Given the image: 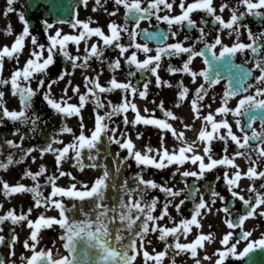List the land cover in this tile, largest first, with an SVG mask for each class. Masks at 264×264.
Wrapping results in <instances>:
<instances>
[{
  "label": "snow or ice",
  "instance_id": "obj_1",
  "mask_svg": "<svg viewBox=\"0 0 264 264\" xmlns=\"http://www.w3.org/2000/svg\"><path fill=\"white\" fill-rule=\"evenodd\" d=\"M16 0H7V10L5 15L14 12L13 7ZM84 6H87L88 0H81ZM106 2V0H105ZM177 0H147L145 6V0H114V4L117 6L114 11L110 12V16H115L119 12V6H123L125 9V23L123 25L118 24L115 21H111L108 25L109 33L106 34L104 30L97 26L91 27V20L82 21L76 19L72 23L73 28L82 27V31L77 35L63 34L60 30H57L55 34L48 35L47 39L50 42L47 46L45 44H39L38 39L35 35H31L29 21L25 19L24 14L21 12L19 19L23 22L25 27L22 32L17 36L11 46L4 45L0 47V86L11 85V92L13 96H19L20 109L10 110L5 100V91L0 90V124L3 123V119L7 118L14 122L21 124L31 125V131L35 133L38 130V122L41 117L33 111V100L37 97L40 89L46 88L47 90L43 93V98L53 110L58 114H62L66 117L77 116L79 117V127L81 129L80 134L74 136V140L71 143L66 144L62 148H54L53 145L56 143L63 144V140H57L56 137L51 138V142L46 146L40 147L39 151L41 156L46 153L56 154V164L59 167L62 162L68 158L70 150L75 152L76 165L80 171H83L85 167L96 168L99 167L97 163L85 165L83 162V150L96 149L99 151L97 145L101 142L102 136L107 134V139L119 145L121 148L128 151V155L123 158V161L117 160V164L126 162L128 159H134L139 165L152 166L157 169H163L169 165H184L187 161H191L192 164H197L199 171H184L182 176L198 177L203 178L206 172L212 171L218 166H229L236 168L237 170L230 177L228 172L224 173V179L229 187L231 196L242 202V205L247 209L246 211H237L234 207L230 208L227 204L222 208H217L216 212L225 213L224 222L230 229L221 238L222 248L217 249L214 255L218 256L215 264H225V261L230 257H237L242 259L249 256L256 249L264 250V235L260 239L251 240L250 237L253 235L252 230H245V222L249 218H255L257 216L264 217V184L260 185L258 189L253 183L249 188V193L254 194L249 198H246L242 191H237L240 188V181L243 177H247L253 181L256 179H264V171H258L259 161L252 159V153L255 152L260 160H264V32L256 33L253 32L249 25H246L242 21V17L246 14H251L254 17H259L261 22L264 23V0H239V4L243 5L246 12H240L239 7H233L231 9L230 19L225 20L222 15L217 14V8L214 6L213 0H179V8L181 9L180 14L172 15L165 14L160 15L159 13L163 9L172 10ZM95 4L98 7L102 6V0H95ZM163 6V9L162 7ZM94 8L93 10H98ZM229 8L227 3L221 5L219 11H223ZM105 11L107 9L105 8ZM196 11H204L213 17V22L219 26L218 34L213 38L211 42L207 40V34L205 33L204 27H200L196 20L192 18V13ZM155 17L157 21L166 22L168 25L167 32L156 31L148 32L147 29L140 28V22L148 19L151 20ZM61 23L63 21H60ZM129 22L134 24V28L130 30ZM47 29L54 27L53 24L49 23L48 20H44ZM207 23V21H202ZM179 26L180 30L185 27L191 29H198L200 35L196 40V43H203L202 49H197L195 45L185 46L184 41H187L189 37L185 35L184 41H177L174 43H165L168 40L169 35L177 37L179 31L173 30V26ZM247 30V37L249 43L243 42L240 37L242 35L241 29ZM139 29V31H137ZM225 29L229 30L228 35L231 36L233 33L236 35V42L231 46L224 43L220 32ZM13 31L12 26L9 25L5 34H11ZM122 33H127L129 37V43L125 45L121 43ZM143 35L147 41L156 40L158 46L155 49V55H149L154 50L149 47V43H138L136 38ZM31 36V43L34 47L30 50L29 58L26 60L22 68H16L8 78L3 77V69L5 58L19 60V55L23 52L25 47L26 37ZM92 36L99 37L104 47L99 46L97 43L91 44L85 48V55H72L68 50V45L73 42L77 48L81 41ZM219 46V51L217 47ZM114 47L119 50V55L111 61V67L113 73L121 68V58H124L125 63L135 65L137 69L147 70L155 74L156 82L158 86L167 85L172 87L168 81L161 79L159 75V68L161 67L162 58L167 55L179 56L181 54H187V59L183 63L182 67L176 68L169 65V71L171 73L183 72L191 76L193 83L198 78L203 79L195 90V98L190 103L194 112L195 118L199 119L202 116V107L200 101H203L208 96L209 91L215 88L216 85L220 84L222 72L226 71L227 84L223 94L221 95V106L218 107L215 112L209 111L207 115H203V121L205 122L204 127L198 133V139L200 141H206L207 145L204 148V155L197 153L194 150V145L187 143L184 140L185 133L183 131H177L167 119H157L153 116H145L140 113L137 104L134 102V98L137 94L144 99H147L149 94V83L143 84L142 90L132 83L131 79L127 81L118 80L115 75L110 79L109 86H103L100 83V76L97 74L95 77L86 76V88L87 91L80 94V87L76 85L73 87V91L79 94V104L69 103L65 99L67 96L68 88L66 87L63 92L64 96L60 99H56L52 92V85L57 83V80H52L46 84L45 79H37L38 76H47L48 69L53 65L57 52L63 54V56L70 62H72L73 70L77 67H89L88 61L95 57L101 60L104 57V51L106 48ZM130 48H134L130 55H125L129 52ZM38 49V50H37ZM258 57L255 60L254 68H246L241 64H236L234 58L237 53H246L248 51ZM47 52V55H45ZM143 52L146 58L140 60L137 53ZM196 57H202L203 62L206 65L201 70H195L191 65ZM82 61L78 64L77 62ZM250 63V62H249ZM259 70V75L253 77V71ZM71 74H74L71 73ZM70 73L65 69L62 75L58 76V80H64L65 76ZM135 72H129L130 77H134ZM37 79V87L32 86V81ZM250 79H254L255 83H249ZM68 85L71 86V81H68ZM180 91L178 92V101L182 102L188 98L189 88L184 86L183 81H180L178 85ZM122 90L124 93L122 100L118 104H113L112 101H108V105L111 107L110 111H105L103 115L99 111L94 112V130L91 131V135H86L84 129L86 127L84 118L81 114V109L84 108L90 97H96L95 104L97 109L106 107L102 100L99 98L101 93H111L113 90ZM254 89V93L250 92ZM97 90H99L97 92ZM129 93L132 99H129ZM239 97V100L235 107H231L229 102ZM69 100L71 98H68ZM214 99V97H213ZM155 102V101H153ZM176 103V107L180 106V103ZM211 107L210 105H206ZM157 107L164 113L166 118L173 120L180 119L172 110L165 107L163 100L157 105ZM131 109L135 113V118L132 121L128 120L127 112ZM155 110H149L145 108V112H154ZM31 113V114H30ZM125 114L123 123L127 126L129 123L134 125L143 123L144 125H155L165 131H171L172 135L182 141V146L178 150L169 151L167 147L162 149H152L150 146L146 152L142 153L136 150V145L130 136H126L125 133H120L119 126L110 127L109 122L114 115ZM228 114H232L236 117L235 123L242 133L237 135L233 131L232 124L229 123L226 118ZM217 115L222 118L217 120ZM243 117H248L246 127L242 121ZM260 119L261 128L257 130L253 125L256 120ZM208 125L211 126V130H208ZM184 128L190 129L193 125L185 123ZM226 130L221 133L220 130ZM19 133V129L16 130ZM61 133H74V129L65 124L60 130ZM143 134H138L140 138ZM218 139L224 142L223 152L224 155L221 159L214 158V152L212 151V141ZM229 139L238 146L239 149H247V159L249 160L250 166L246 172L239 170V165L235 163L236 157H244L246 153L244 151H236L230 157L228 152V141ZM250 141L258 142L256 147ZM6 143L10 147L19 149L23 143V137L21 143L17 144L14 140H7ZM37 151L36 147L28 148L25 151V155L21 157L20 161H14L13 157L9 155L7 157V163L0 162V169L7 170V168L13 163L22 162L32 152ZM155 151L156 155L153 156L151 153ZM2 152V149H0ZM187 153H192L187 155ZM117 158L119 153L116 154ZM205 156L207 161L205 162ZM159 157V159H157ZM36 157H33L35 161ZM90 161L98 160V155H89ZM179 171V168L177 169ZM47 172L46 166H41L38 172H32L30 169L26 170L24 175L31 177L33 181H37L35 186L29 187L23 183L15 185L9 184L7 181L2 182V187L5 195L11 196L19 193H33L35 200V207L39 208L42 204L49 206L54 205L59 210V218L57 217H46L44 214H40L37 219H30V215L33 208H29L27 212L21 211L17 214L15 209H9L5 214L0 215V225L5 221H11L12 224H20L26 222L27 226L31 229L29 239L23 242L24 248L31 252L30 256L23 257L24 264H135L137 257L141 256L144 259V264H149V261L155 262V264H162V260L167 256V248H173L179 250L176 255L180 252L190 251L191 257L196 258L198 256L197 249L204 248L205 242H214L215 233H203L200 232L194 241L190 243H181V233L187 236L188 233L192 232L193 226L202 228L201 219L207 214L212 212V206L216 204L217 199L225 200L226 198L221 195L220 192L210 187L212 193V199L210 201L205 200L201 195L199 202L195 203L193 213L190 218L181 219L179 224L174 227L161 226L160 220L164 217L170 216L169 204L171 201H166L162 207L160 215H154L159 198H152L151 200L146 199V193L149 189L159 188L161 191L166 193L170 197H177L183 194V190L177 191L172 187L157 184L155 180L144 179L142 174H138L135 178L137 185L135 188H128L127 181L122 186L124 195L120 196L116 203L112 205L106 204V191L109 188L108 180L111 173L108 171L107 166L104 165V171L102 175L94 179L91 186L87 183L80 182L81 188H77L76 183H72L70 187L65 188L58 186L56 181L59 179L58 176L52 175L48 177L49 182L52 186V192L49 196L44 197L40 191L41 185L38 183V178ZM69 176L72 180L76 177L71 172L60 171V176ZM219 179V177H218ZM115 187V185H113ZM191 191V189L189 190ZM199 192L197 188L195 190ZM139 192V199H137L134 193ZM68 197L76 198L80 201L89 200L93 202V207L89 212H83L84 219L77 220L70 217L67 213L69 209L66 207L62 199H53L54 197ZM127 196L126 200L124 197ZM189 197H185L188 199ZM185 199L180 200L179 204L175 205L177 212L180 211L181 206L185 203ZM231 203V202H229ZM73 205V210H75ZM3 205H0V209ZM260 209L258 212L257 210ZM95 213V215H93ZM53 225H58L63 231L60 235L62 240L63 248L66 250V255H60L59 257L54 256L51 248H39L38 245L41 241L42 229L51 228ZM212 227V225H209ZM240 229V236L233 242L235 232L233 230ZM3 228L0 227V232ZM127 232L128 236L124 233ZM159 233V240L166 241L168 237H174L175 243L167 244L164 251L150 253L145 244L152 243L147 240L149 233ZM18 239V237H15ZM127 239L128 243H124ZM245 241L246 246L243 251H238L237 245ZM5 243V237L0 235V245ZM14 249V246H13ZM15 255L14 250L11 253ZM205 259H211L210 256H205ZM0 264H6V261L0 260ZM15 264V261L12 262ZM175 264V260H173ZM195 264H201L200 259H195Z\"/></svg>",
  "mask_w": 264,
  "mask_h": 264
},
{
  "label": "flooded vegetation",
  "instance_id": "obj_2",
  "mask_svg": "<svg viewBox=\"0 0 264 264\" xmlns=\"http://www.w3.org/2000/svg\"><path fill=\"white\" fill-rule=\"evenodd\" d=\"M171 2V0H169ZM191 2V0H188ZM214 6L217 8V14L222 15L225 20L230 19L231 16V9L233 7H239L240 12H246V9L243 5L239 4V0H213ZM227 3L229 8H226L223 13L219 11L222 4ZM147 4V0H145V6ZM0 7L3 11V18H4V30L2 35H4V41H1L0 44L2 46L8 45L11 46L12 43L15 41L17 36L22 32L25 25L19 19V15L22 12L25 16V19L29 21L31 35H35L38 39L39 44H45L46 46L50 43L47 39L48 35L55 34L57 30H60L63 34H72L77 35L80 31H82V27L80 28H73L71 25L75 22L76 19H80L82 21H89L91 20L92 23L90 24L91 27H101L106 34L109 33L108 25L111 21H115L118 24L123 25L125 23V9L123 6H119V12L115 16H110V12L114 11L117 7L114 4V0H102V6L98 7L95 4V0H88L87 6L81 2V0H16L13 7L15 9L14 12L8 13L5 15L7 10V0H0ZM98 10H93L97 8ZM163 9V6H161ZM105 8L107 11H105ZM264 11V9H261ZM181 9L179 8V0H177L176 4H174L172 10L163 9L159 14H172L178 15L180 14ZM192 18L197 21L200 27H204L205 33L207 34V40L211 42L213 38L219 32V26L213 22V17L204 11H196L192 13ZM44 20H48L49 23L53 24L54 27L51 29H47L45 24L43 23ZM60 21H63L62 23ZM202 21H207V23H202ZM242 21L244 24L249 25L253 32L260 33L264 32V23L261 22L259 17H254L251 14H246L242 17ZM12 26V33L5 34L8 26ZM130 30L134 28V24L129 22ZM141 29H147L148 32H156V31H163L167 32L168 25L166 22L157 21L156 18L153 16L151 20L145 19L140 22ZM173 30L179 31V35L177 37H172L169 35V38L165 43H174L179 41H184L185 35L189 37L187 41H184L185 46L195 45V47L199 50L202 43H196L197 38L199 37L200 33L198 29H191L185 27L183 30L179 29V26L174 25ZM139 31V29H137ZM227 29L223 32L226 33L227 39L229 41L235 43L236 42V35L233 33L231 36L228 35ZM241 37L240 39L245 42L249 43L247 37V30L241 29ZM121 43L127 45L129 43V37L127 33H122ZM99 41V46H103V42L99 37L92 36L90 38H86L85 40L81 41L79 47L70 42L68 45V50L71 52L72 55H80L83 57L85 55V48L89 47L91 44L97 43ZM136 42L138 43H149V47L152 48L154 51L149 55H155V49L158 45L154 42H149L145 40L143 35L138 36L136 38ZM34 47L31 43V36L26 37L25 39V47L23 52L19 55V60L17 62L16 59L5 58L4 69H3V77L8 78L10 77L11 73L16 68H22L29 58L30 50ZM38 50V49H37ZM132 51H135L134 48H130L129 52L125 55H130ZM47 55V52H45ZM119 55V50L111 47L106 48L104 51V57L101 60L100 58H91L88 61L89 67H77L73 70L72 62L68 61L62 53L59 51L55 56V63L51 65L48 69L47 76H38L37 79L43 78L46 81V84L52 80H57V83L52 85V92L56 99H60L61 96H64L63 90L67 87V96L65 97L69 103L79 104V94L73 91V87L79 85L80 87V94H83L87 91L86 88V81L85 77H95L97 74L100 76V83L103 86H109V81L113 75L120 80V81H127L128 79L132 80V83L138 86L141 90L143 88V84L148 82L149 80V94L147 99L141 98L138 94L134 98V102L137 104L140 113L145 116H153L157 119H167L169 123L174 124L177 131H183L185 136L193 134L194 131L197 133L200 132L202 127H204L205 122L203 121V115H207L209 111L215 112V110L221 106V95L223 94L227 80H221L220 84L216 85L215 88L209 91L208 96L205 97L203 101H200L201 105H205L202 107V116L201 118H195L194 112L191 107L190 101L195 98V90L196 88L203 83L202 78H198L195 83H193L192 78L190 75L183 73V72H176L171 73L169 69V65L180 68L182 67L183 63L187 59V54H181L179 56H167L165 55L161 61V67L159 68L158 72L162 80L168 81L172 87H168L167 85L158 86L156 82L155 74L151 73L147 70H140L135 67V65L127 64L124 61V58H121V68L117 70L115 73L112 71L111 61H113ZM138 58L143 60L146 58V55L143 52L137 53ZM258 57H254V55L249 50L246 53H237L235 62L237 64H241L246 68H254L255 60ZM250 62V63H249ZM78 64L82 63V61L77 62ZM195 70H201L206 67L203 62L202 57H196L193 60L191 65ZM67 69L70 75L65 76L64 80H58V76L63 74V71ZM74 74H71L73 73ZM129 72H135L136 75L134 77L129 76ZM259 70L253 71V77L259 75ZM37 79L32 81V86L34 88L37 87ZM68 81H71V86L68 85ZM180 81H183L184 86L189 88V95L188 98L182 102L178 101V92L180 88L178 85ZM249 83H255L254 79H250ZM0 90L5 91V100L7 102V106L10 110H19L20 100L19 96H13L11 92V85H4L0 86ZM46 88L40 89L37 97L33 100V111L37 113L41 120L38 122V130L33 133L31 131V125L21 124L19 122L11 121L10 119L4 118L3 123L0 124V145H1V138L2 142L6 143L7 140H14L17 144L21 143V138L23 137L22 146L17 149L14 147L6 148L5 152L0 154V159L6 160L9 155H11L14 161H20L21 157L25 155V151L28 148L36 147L37 151L32 152L31 155H28L26 159L19 163H13L7 168V177L13 181V183H23L29 187L35 186L37 181H33L31 177H27L24 175L26 170H31L32 172H38L41 166L47 167L48 173H56V176L59 179L56 182H60L62 179H67V185L70 187L72 183H76L77 188H81V183H87L89 186L93 183L94 179L100 176L98 171H95L91 167H85L83 171H80L78 166L76 165V158L75 152L70 150L68 154V158L65 159L62 164L58 167L56 164V154L55 153H46L41 156L39 151L40 147L46 146L48 143L51 142L52 137H56L57 140H63L64 143H56L53 145L54 148H62L66 144L71 143L74 140V136L80 134V127H79V117L77 116H70L66 117L62 114H58L55 110H53L50 106H48L47 102L43 98V93L46 91ZM99 90H97L98 92ZM250 92L254 93V89H251ZM124 93L122 90L116 89L113 90L111 93H101L99 94V98L105 104L106 107L97 109L95 104L96 97H90L88 102L84 108L81 109V114L84 118V123L86 125L84 132L86 135H91V131L94 130V112L99 111L101 115L105 113V111H110L111 107L108 105V101H112L113 104H118L121 102ZM214 97V99H213ZM68 98H71L70 100ZM129 99H132L131 94L129 93ZM163 100L165 103V107L172 110L180 119L173 120L171 118H166L164 113L157 107L160 101ZM239 97L233 98L229 104L231 107H235ZM155 101V102H153ZM179 102L180 106L176 107V103ZM206 105H210L211 107H207ZM145 108L149 110H155L154 112H145ZM31 114V113H30ZM123 113L120 115H114L109 122L110 127L119 126V131L117 132V137L120 136V133H125L126 136H130L133 142L136 145V150H140V146L142 141L147 142L148 139L150 142V147L154 150L162 149L164 147V140L168 139L171 135L170 130L165 131L160 129L158 126L155 125H144L141 124H128L127 126L123 123L124 118ZM127 117L129 121L134 120L135 113L129 109L127 112ZM222 117L217 115L216 119L220 120ZM229 123L232 124L233 131L236 132L237 135H241L234 117L232 114H228L226 117ZM248 120V117H243L242 121L245 124ZM187 123L193 125L192 128L186 129L183 125ZM65 124L69 127L74 129V133H61V129L65 126ZM126 126V127H125ZM209 129L211 130V126L208 125ZM257 130L261 128V121L257 119L255 124L253 125ZM17 129H19V133H17ZM226 130L221 129L220 132L224 133ZM142 133L143 135L138 138V134ZM101 143H103L104 151L109 153L111 157L116 156L119 153V157L122 158L127 153L126 149L121 148L119 145L110 142L107 139V134L102 136ZM253 144V147H256L258 142L250 141ZM207 145L206 141H202L200 149L198 153L204 155V148ZM212 151L214 152L215 159H221L224 155L223 148L224 142L218 139H214L212 141ZM228 152L227 154L231 157L233 153L236 151H244L246 155L244 157H236L235 163L239 165V170L242 172L247 171L248 167L250 166L249 160L247 159V149H239L235 142L229 139L228 141ZM151 155L155 156L156 152L153 151ZM33 157H36L35 161H33ZM159 159V157H157ZM252 159L259 161L258 171H264V160H260L255 152L252 153ZM83 162L85 165L91 164L86 158L83 157ZM205 162L207 161V156H205ZM113 163H110L108 166H112ZM142 174L144 179L155 180L157 184L164 185L167 187H172L174 190L180 191L183 190V194L177 196L176 198L185 199L190 194V186L192 185L193 190L191 191V195L194 197L192 202H188L187 199L185 201L188 203L189 207L187 211L189 213H193L195 203L199 202L201 195L205 200L210 201L212 199V193L210 191V187L215 189L216 191L220 192L222 196H224L225 200L217 199L216 204L212 206V212L209 215L212 217V231L215 233V240L219 249L222 248L221 238L225 235L230 229L224 222L225 213L222 211L217 213V208L220 207V203H227L229 200L232 202V207H234L237 211H245L247 210L243 205L242 202L238 199L231 196V192L229 187L225 181L224 173L227 171L228 175L231 177L233 173L237 170L236 168H232L229 166H218L217 168L213 169L212 171L206 172L203 178L198 177H184L182 176V172L184 171H199L198 163H185L184 165H169L163 169H157L155 167H144ZM179 168V171L177 169ZM141 169L139 164L133 163L128 168V172H137ZM63 170L64 172H71L73 176L76 177L75 180H72L69 176H60V171ZM156 172H161V174H157ZM44 175L38 178V183L43 184ZM219 177V179H218ZM245 177L241 179L240 188L236 189L237 191H242V194L249 198L254 194L249 193L248 188L255 183L256 187L259 189L261 184H264V179H256L255 181L247 178L248 180H244ZM182 179V180H180ZM48 182V181H47ZM51 184L50 182H48ZM2 185V182H0ZM199 189V192H196V189ZM148 193V194H147ZM148 199L154 197L155 195H160L162 197H170L159 188L157 189H149L147 191ZM171 198V197H170ZM225 206V205H224ZM264 208V206H261ZM258 212L260 209L257 210ZM179 214V213H178ZM245 230H252L253 235L250 237L251 240L260 239L262 235H264V217H255L249 218L245 222ZM235 235L233 237V242L239 238L240 236V229L233 230ZM245 241H241L240 244L237 245L238 251H243V248L246 246ZM176 257V255H175ZM228 264H264V250L256 249L249 256L244 257L242 259H238L237 257L230 256L227 259Z\"/></svg>",
  "mask_w": 264,
  "mask_h": 264
},
{
  "label": "rangeland",
  "instance_id": "obj_3",
  "mask_svg": "<svg viewBox=\"0 0 264 264\" xmlns=\"http://www.w3.org/2000/svg\"><path fill=\"white\" fill-rule=\"evenodd\" d=\"M1 12L2 11L0 10V16L2 14ZM0 20H2L1 17H0ZM219 34L221 35L224 43H227L230 46L233 44V42L227 40L226 33L220 32ZM217 51H219V46L217 47ZM185 138H187V139H185ZM184 140L190 141L193 144L196 143V140L191 139L190 137H184ZM146 141L147 142L142 141V143H141L140 151L142 153H144V151H146L147 148L150 146L149 144L151 141H149L148 139ZM179 142H181V140L176 139L172 135L171 139H167L165 141L164 147H167L169 149V151L178 150L179 148H176V147H178L177 143H179ZM189 154H191V153H189ZM133 162H136V161L134 160ZM136 164H138V163L136 162ZM140 166L149 167V166H143V165H140ZM6 175H7V172H5L3 170L0 171V178H2L3 181H7L9 184L15 185L13 183V181L9 180L10 178L7 179ZM65 181L66 180H62L63 183ZM63 183H61L59 186L68 188V186H64ZM0 190L2 191V193L0 194V205H3V208L0 209V215L5 214L9 209H15L17 214H19L21 211L27 212V210L29 208H33V211L30 215V219H32V220L37 219L40 214H44L46 217H57V218H59V210L56 209L54 205L49 204V206H44L42 204L39 208H37V207H35V201L34 200H32V202L29 201L30 197L28 196L27 193H19V194H13L11 196H7V195H5V192H4L2 186L0 187ZM51 192H52V187H50V186L43 187V196L44 197L49 196ZM153 198H159V203L157 205V209H156L154 215H160L161 211H162V207H163L162 206V198L159 197L158 195H155V197H153ZM53 199H62L65 205L68 204V202H67L68 197L61 198V197L57 196V197H54ZM175 205L176 204H173V208H175ZM171 217H172L171 219H170V216L164 217L163 220L159 221L160 225L163 226L165 224V221H168L169 223H171L173 227L178 225L180 220L176 219L172 215H171ZM206 218H207V215L201 219V222H202V225H203L205 231L203 229L201 230V228H197L196 226L193 227L194 230H192V232H190L189 238H188L190 240V242L193 241L200 232H203L205 234L209 233L210 229L206 228L207 227V222H206L207 219ZM208 222H209L208 225H210L211 220H209ZM10 226H11V228H13L15 230V236L14 237H18V239L14 240L13 245L11 246V248L9 249V251L7 253V258L11 262V264L13 261H15V264H24V261L22 258L25 256H30L31 252L28 249L24 248L23 242L26 239H29L31 229L27 226L26 222H22L20 224H12V222L9 220V221H5L2 225H0V227L3 228V231L0 232V235H3L5 237L7 229ZM62 231L63 230L58 225H53L51 228L42 229V231H41V237L42 238H41V241H40V244L38 245V247L39 248H51L53 250L54 256H56V257H59L60 255H66L67 252L63 248L64 242L62 240H60V238H59L60 235L62 234ZM188 239L186 240L187 242L185 241L186 243H190V242H188ZM210 244L214 246L213 242H210ZM211 245H210V247H211ZM13 246H14V249H13ZM214 247L216 249V246H214ZM13 250L15 252L14 256L11 254ZM197 250L201 251V248H198ZM184 255L185 256H183V257L187 256V258L189 259L188 263H191V260H194V258L191 257L190 251H189V253H185ZM206 255L210 256L211 259H213V257H212L213 253L210 250L205 251V256ZM135 264H144L143 258L138 256Z\"/></svg>",
  "mask_w": 264,
  "mask_h": 264
},
{
  "label": "bare ground",
  "instance_id": "obj_4",
  "mask_svg": "<svg viewBox=\"0 0 264 264\" xmlns=\"http://www.w3.org/2000/svg\"><path fill=\"white\" fill-rule=\"evenodd\" d=\"M181 146H182V143H181ZM7 147H8V144L7 143H5V144L2 143L1 148H0V149H2V152H0V154H2L3 151ZM97 148L99 150L98 152H97L96 149L91 150V152H89L88 149L83 150L82 156L84 158H86L88 161H90L89 160V155L90 154L91 155H94V156H97L98 155V160L93 161V162L97 163L100 166L99 167H96V168H93V169L95 171H98L97 168L98 169L100 168L102 171H104V165H107V163L105 162V155L106 154L103 151H101V147L97 146ZM100 161H103V163H98ZM121 161H123V159H121ZM0 162H3V161H0ZM114 162H115V166L114 167L117 170V173H115V174L118 175V172H119V174H121V173L123 174V169L125 168L127 161L124 162V163H121L122 167L117 164V161L116 160H114ZM3 163H5V162H3ZM120 167H121V169H119ZM114 171H115V169H114ZM118 177H119V175H118ZM136 177L137 176L131 177L127 181V187L128 188L131 189L133 187L134 188L136 187V185H137V180L135 179ZM110 180H112V182H110ZM124 183H125L124 181H122L120 179L117 180L116 178H113V179H109L108 180L109 188L106 191V199L104 201L106 204L112 205V204H114V203L117 202V200L119 199L120 196L124 195L123 190H122V186L124 185ZM113 185H115V187H113ZM134 195L137 196V195H140V194H139V192H136V193H134ZM124 198L126 200L128 199L127 196H125ZM73 205L76 206L75 207V210H73ZM92 207H93V202L92 201H89L87 199L84 200V201H80L79 200L77 202L72 201V203L68 206L69 211H68L67 214L70 217H73V218H75L77 220H81V219H84L83 212H89V211H91ZM81 209H83V212L81 211ZM93 215H95V213H93ZM124 235L125 236H128V233L125 232ZM124 243H128L127 239L124 241ZM201 264H213V262H211L209 260H203L202 259L201 260Z\"/></svg>",
  "mask_w": 264,
  "mask_h": 264
},
{
  "label": "water",
  "instance_id": "obj_5",
  "mask_svg": "<svg viewBox=\"0 0 264 264\" xmlns=\"http://www.w3.org/2000/svg\"><path fill=\"white\" fill-rule=\"evenodd\" d=\"M202 48H203V47H202ZM202 48H201V49H202ZM227 76H228V73H227L226 71L222 72V77L227 78Z\"/></svg>",
  "mask_w": 264,
  "mask_h": 264
}]
</instances>
